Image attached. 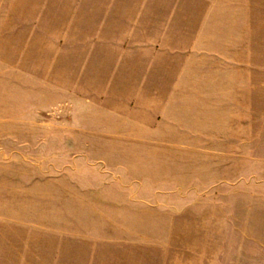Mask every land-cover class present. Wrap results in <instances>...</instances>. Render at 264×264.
<instances>
[{"label":"rangeland","instance_id":"rangeland-1","mask_svg":"<svg viewBox=\"0 0 264 264\" xmlns=\"http://www.w3.org/2000/svg\"><path fill=\"white\" fill-rule=\"evenodd\" d=\"M0 264H264V0H0Z\"/></svg>","mask_w":264,"mask_h":264}]
</instances>
